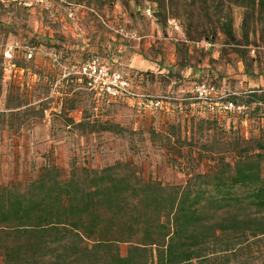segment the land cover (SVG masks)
<instances>
[{"label":"rangeland","instance_id":"obj_1","mask_svg":"<svg viewBox=\"0 0 264 264\" xmlns=\"http://www.w3.org/2000/svg\"><path fill=\"white\" fill-rule=\"evenodd\" d=\"M117 6L129 12L147 8L162 24L178 21L190 40L210 42L211 82L219 89H241L232 98L252 105L245 116L226 114L190 94L178 100L156 96L163 99L161 108L139 110L132 101L98 99L85 82L80 89L78 82L66 86L62 74L46 79L41 72L35 78L14 73L13 62L29 66L27 49L42 51L49 36L58 46L62 39L83 42ZM11 47L13 59L5 60ZM58 50L51 54L56 63ZM254 90L264 93V22L235 0H0V181L25 191L45 167H57L69 178L76 169L128 164L145 181L185 186L197 175L220 172L245 150L264 146V104H249ZM243 241L238 264H264V237ZM128 249L122 244L121 255Z\"/></svg>","mask_w":264,"mask_h":264},{"label":"trees","instance_id":"obj_2","mask_svg":"<svg viewBox=\"0 0 264 264\" xmlns=\"http://www.w3.org/2000/svg\"><path fill=\"white\" fill-rule=\"evenodd\" d=\"M235 1L264 22V0ZM255 150L185 186L145 181L128 164L69 178L50 166L25 191L0 185V264H238L243 239L264 237V146Z\"/></svg>","mask_w":264,"mask_h":264},{"label":"crops","instance_id":"obj_3","mask_svg":"<svg viewBox=\"0 0 264 264\" xmlns=\"http://www.w3.org/2000/svg\"><path fill=\"white\" fill-rule=\"evenodd\" d=\"M109 11L106 21L100 24L99 28L102 29L92 27L91 29L96 31L94 30L87 37H82L83 42L71 43L69 39H62L61 46H58L52 36H49L48 46L42 51H36L34 47L35 53L31 60L25 57L29 63L28 67L17 68L16 64L12 63L11 68H14V73L20 78L24 73L35 78L40 72L46 79L54 78L57 74L60 78L61 74L65 75L68 68L98 58L102 64L121 71L134 90L155 96H171L174 100L186 94L192 96L196 84L211 82V78H215L212 69V58H215L212 55L213 49L189 53L182 42L181 34L175 32L168 23L162 24L151 18L147 8L139 6L137 10L129 12L126 9L124 12L120 6H117L116 9L110 8ZM83 13L84 11L82 17ZM78 25H83L80 20ZM120 28L144 37L143 41L125 39L116 32ZM57 49L60 56L58 63L51 57L52 52ZM72 77L75 79H71ZM64 79L66 86L70 81L78 84L85 82L74 75ZM77 86L81 88V84ZM223 87L234 95L233 98L241 95V89L234 91L230 87ZM89 90L102 101L120 102L106 96L101 97L90 88ZM12 136L14 135L10 137ZM14 150H17V147H14ZM6 172L9 173V169ZM6 172L1 174L7 178L4 174ZM4 183L0 181V185H8Z\"/></svg>","mask_w":264,"mask_h":264},{"label":"built area","instance_id":"obj_4","mask_svg":"<svg viewBox=\"0 0 264 264\" xmlns=\"http://www.w3.org/2000/svg\"><path fill=\"white\" fill-rule=\"evenodd\" d=\"M169 25L175 32L181 34L182 42L189 53H195L200 50L208 51L213 47L208 41L189 40L178 21H170ZM117 32L125 39L136 41H143L144 39V37L125 28H120ZM13 48L14 47H11L4 52L3 58L5 60L13 59ZM15 48H18V45H16ZM27 50L28 53L25 57L31 60L35 49ZM53 58L56 59L57 55L54 54ZM72 75L78 76L82 81H85L89 88L97 95L120 101H132L139 110L159 109L163 106L162 97H156L134 90L131 83L124 77L121 71L102 64L98 58H92L80 65L68 68L63 78ZM232 96L234 95L229 91L219 89L215 85L198 83L193 88V97L191 100L208 101L212 106L218 107L219 110L226 114L244 117L248 108L243 104L233 102ZM164 99H166V97H164Z\"/></svg>","mask_w":264,"mask_h":264}]
</instances>
